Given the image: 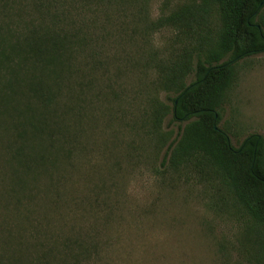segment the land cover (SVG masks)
I'll return each instance as SVG.
<instances>
[{
    "label": "trees",
    "instance_id": "16d2710c",
    "mask_svg": "<svg viewBox=\"0 0 264 264\" xmlns=\"http://www.w3.org/2000/svg\"><path fill=\"white\" fill-rule=\"evenodd\" d=\"M57 5L0 0V264H88L97 255V231L76 222L84 212L71 172L86 151L80 107L105 66L88 67L80 52L90 36ZM159 25L185 41L171 60L151 59L170 106L154 98L146 127L159 142L165 119L177 128L161 166L219 179L254 224L264 264V138L235 148L218 128L237 62L264 53V0H190Z\"/></svg>",
    "mask_w": 264,
    "mask_h": 264
},
{
    "label": "rangeland",
    "instance_id": "374dc122",
    "mask_svg": "<svg viewBox=\"0 0 264 264\" xmlns=\"http://www.w3.org/2000/svg\"><path fill=\"white\" fill-rule=\"evenodd\" d=\"M188 2L56 0L79 36H90L81 58L88 67L105 66L80 107L86 151L71 172L84 212L76 222L98 233L97 255L88 264L260 262L255 226L219 179L161 166L176 125L164 120L163 143L146 127L154 98L170 106L151 59L171 60L185 44L180 32L159 24ZM236 73L218 128L238 148L249 135L264 138V53L239 60Z\"/></svg>",
    "mask_w": 264,
    "mask_h": 264
}]
</instances>
